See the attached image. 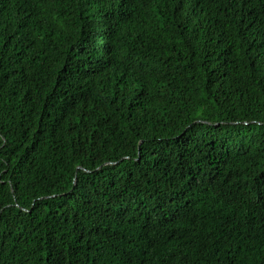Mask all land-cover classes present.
Returning <instances> with one entry per match:
<instances>
[{
  "label": "trees",
  "instance_id": "trees-1",
  "mask_svg": "<svg viewBox=\"0 0 264 264\" xmlns=\"http://www.w3.org/2000/svg\"><path fill=\"white\" fill-rule=\"evenodd\" d=\"M0 264H264V0H0Z\"/></svg>",
  "mask_w": 264,
  "mask_h": 264
}]
</instances>
